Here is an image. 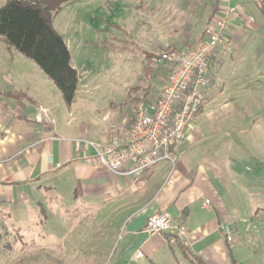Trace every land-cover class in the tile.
<instances>
[{
    "label": "crops",
    "instance_id": "0c3cea01",
    "mask_svg": "<svg viewBox=\"0 0 264 264\" xmlns=\"http://www.w3.org/2000/svg\"><path fill=\"white\" fill-rule=\"evenodd\" d=\"M169 3L170 0L137 2L138 6H145L143 9L152 13L149 24L155 27L151 41L155 49L142 53L159 55L167 49L175 52L189 50L204 40L203 32L208 24L223 22L226 28L210 58V66L213 67L219 64V54L225 52L224 47L232 50L235 43L252 35L245 26L252 25L257 32L262 29L263 24L257 25L242 9L228 12L234 7L219 12L216 7L211 8L214 11L203 27L191 26L187 20L178 19L169 12ZM5 43L0 38L1 201L15 195L20 201L19 188L30 181L33 183V203L39 198L46 199V206L40 204L37 210L53 216L52 219L64 221L65 215L79 213L86 217L93 214L98 225L105 229L97 233L82 231L77 244L82 248L97 250L100 243L106 242L108 225H112L116 229L111 233L114 237L112 246L116 243L117 246L110 260L103 258L100 264H264L262 230L253 226L252 220L247 221L257 213L252 210L246 217L241 213L240 171L233 165L234 161H231L232 165L222 163V157H217V150L212 148L215 135L234 130L226 126L235 123L234 112L227 102L216 101L215 106L206 111L205 102L202 104L182 142L171 149V160L161 161L139 174L117 175L95 164L94 150L86 142L68 137L60 125L55 126L52 117L54 105L50 99L54 95L51 80H46L34 66H29L32 73L29 68H23L27 62L21 58L22 54L16 50L13 52L12 47ZM130 43L141 50L134 42ZM67 48L70 55L68 44ZM71 66L75 69L72 63ZM165 79L164 76V82ZM210 81L205 101L210 91L215 92L212 97L217 95V89L218 97L224 92L219 84L211 87L214 80ZM151 87L153 85L137 89L145 94L143 99L137 100L147 102L156 99L159 94L148 92ZM39 107L48 111L53 123L45 119L40 123L35 121ZM224 107L227 109H223V113H213ZM129 123L116 137L126 136ZM111 138L97 144H104ZM235 151L240 152V149ZM87 159L91 164L86 163ZM129 168L127 165L125 170ZM59 178L63 179V186L56 188ZM15 187L18 189L16 192ZM41 190L51 194L38 195ZM60 190L64 194L58 196L56 192ZM64 203L66 205L62 206ZM158 213L167 214L173 224L185 226L188 232L186 245L171 247L161 237L150 236L143 231L147 220ZM234 220L248 224L244 230H252V233L245 241L235 236L228 244L220 228ZM236 230L233 229L234 235ZM119 233L121 236L116 242ZM54 246L36 239L33 264H44L42 256L48 255ZM137 253L141 257L136 260L134 256ZM83 258L87 259V256Z\"/></svg>",
    "mask_w": 264,
    "mask_h": 264
},
{
    "label": "rangeland",
    "instance_id": "374dc122",
    "mask_svg": "<svg viewBox=\"0 0 264 264\" xmlns=\"http://www.w3.org/2000/svg\"><path fill=\"white\" fill-rule=\"evenodd\" d=\"M217 1L170 0L167 9L176 18L187 20L191 26L203 27L215 7L217 11L230 7L242 9L257 25L263 24L259 32L252 25L245 26L252 35L239 40L232 50L224 47L225 52L219 54V64L209 69V77L214 80L211 87L219 84V88L224 89L223 95L218 97L217 89V95L212 97L215 92L210 91L204 102L205 111L219 101L227 102L234 112L235 123L226 124L234 130L215 135L212 148L217 150V157H222V163L232 165L231 161H234L233 165L238 167L243 199L241 213L244 217L252 210L257 213L247 221L252 220V225L262 230L264 239V18L258 8L259 0H221L216 5ZM4 2L0 0V7ZM137 2L139 0H73L64 3L53 17L52 27L68 44L71 63L78 74V88L71 105L64 102L59 90L43 71L21 55L27 62L23 68L34 66L54 88V95L50 96L54 105L52 117L55 126L60 125L68 137L93 143L116 137L124 125L130 122L131 127L134 100L143 99L145 95L137 89L153 85L154 88H149L150 93H160L164 76H167L164 74L166 69L152 62L153 72L143 76L145 54L141 51H154L155 44L151 41L155 27L149 24L152 13L143 9L145 6H138ZM11 50L16 52L14 48ZM223 109L227 107L213 113H223ZM63 182L59 178L56 188L63 186ZM14 189L15 192L18 190L17 187ZM19 190L20 201L18 195L0 200V264H33L36 239L43 244H55L48 255L42 256L44 264H100L103 258L110 260L113 256L117 243L112 246L114 237L111 233L115 232V227L108 225L106 242L100 243L97 250L82 248L77 245L82 231L97 233L105 229L98 225L97 217L91 214L84 218L76 213L65 215L64 221L52 219L53 216L37 210L40 204L46 206L45 198L33 203V183L29 181ZM46 193L41 190L37 194H51ZM56 194L61 196L64 192L60 190ZM247 225L231 221L228 225L231 239L240 236L245 241L250 237L252 230H244ZM233 229H237L235 235ZM120 236L121 233L116 242Z\"/></svg>",
    "mask_w": 264,
    "mask_h": 264
},
{
    "label": "built area",
    "instance_id": "2783aa9c",
    "mask_svg": "<svg viewBox=\"0 0 264 264\" xmlns=\"http://www.w3.org/2000/svg\"><path fill=\"white\" fill-rule=\"evenodd\" d=\"M236 8L228 10L235 13ZM252 21V20H250ZM223 22L208 24L203 32L204 40L183 52L162 53L154 65L167 70V76L158 99L152 102L138 101L132 109V122L124 137H113L104 144L86 142L94 150L95 164L117 175H135L164 160H171V149L185 137L189 124L198 114L210 86V58L223 36ZM46 120L53 123L48 111L39 107L37 123ZM91 164L90 160H86ZM130 165L128 170L126 166ZM225 241L232 239L228 226L220 228ZM143 231L150 236L161 237L167 245H186L187 229L173 224L165 213L151 216ZM140 253L135 254L137 260Z\"/></svg>",
    "mask_w": 264,
    "mask_h": 264
},
{
    "label": "trees",
    "instance_id": "16d2710c",
    "mask_svg": "<svg viewBox=\"0 0 264 264\" xmlns=\"http://www.w3.org/2000/svg\"><path fill=\"white\" fill-rule=\"evenodd\" d=\"M71 1L5 0L0 7V37L43 71L67 105H71L77 92L78 74L71 66L66 43L52 27V19L64 3ZM258 8L264 18V0H259ZM164 52L175 51L167 49ZM159 56L144 55L143 76L153 72L151 63ZM164 72L167 75V70Z\"/></svg>",
    "mask_w": 264,
    "mask_h": 264
}]
</instances>
